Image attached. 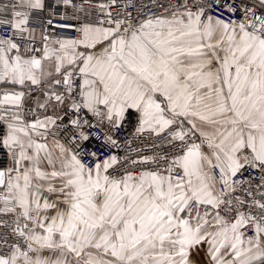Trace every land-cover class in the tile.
Listing matches in <instances>:
<instances>
[{"label": "snow or ice", "instance_id": "6c2138e0", "mask_svg": "<svg viewBox=\"0 0 264 264\" xmlns=\"http://www.w3.org/2000/svg\"><path fill=\"white\" fill-rule=\"evenodd\" d=\"M0 264H264V0H0Z\"/></svg>", "mask_w": 264, "mask_h": 264}]
</instances>
